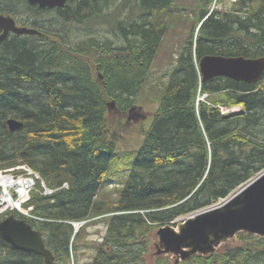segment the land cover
<instances>
[{"label":"trees","instance_id":"trees-1","mask_svg":"<svg viewBox=\"0 0 264 264\" xmlns=\"http://www.w3.org/2000/svg\"><path fill=\"white\" fill-rule=\"evenodd\" d=\"M8 1L0 0V12L13 17L17 4L36 14L50 11L24 0L14 9ZM116 2L129 9L116 25L120 43L91 38L70 44L55 34L43 43L34 34L0 42V169L25 163L53 190L44 195L38 185L31 194L28 204L39 219L9 214L40 231L54 256L46 263L0 239V264H70L82 244L90 247V219L102 215L107 232L92 243L91 264H139L159 225L216 205L264 171V72L256 82H204L197 68L207 54L264 56V0H235L226 12L199 11L196 37L183 42L151 127L134 148L119 146L126 113L149 82L165 36L166 22L156 25L155 15L173 0H70L55 12L88 24ZM198 93L208 99L197 101ZM228 106L240 111L223 113L220 107ZM10 117L22 128L10 131ZM114 182L121 185L110 188ZM80 221L74 233L71 222ZM235 238L178 264H264V236L240 231ZM161 256L155 264H171Z\"/></svg>","mask_w":264,"mask_h":264},{"label":"rangeland","instance_id":"rangeland-1","mask_svg":"<svg viewBox=\"0 0 264 264\" xmlns=\"http://www.w3.org/2000/svg\"><path fill=\"white\" fill-rule=\"evenodd\" d=\"M15 1L16 0H11V7H14V9ZM7 3L11 4L10 0ZM22 3L24 5L23 1ZM232 3L233 1L231 0H217L216 2H214V0H211V2L207 5L204 0H173L171 5L167 9L155 15L154 23L156 25L164 24V22H166L165 36L160 43L153 64L151 66L149 82L141 89L136 97L135 103L133 104L141 106V108H136L132 111V115L135 118L138 117L137 114H145L146 118L143 120L131 119L129 121L128 110V112L126 113L127 132L123 133L122 135V139L119 143L120 148H134L144 132L150 129L154 113L158 106V95L160 92V88L165 82L168 81L169 71L174 67L176 63V58L181 51L182 44L187 38H189V35H192L193 39H195L196 37L198 30L197 20L199 11L201 9H207V14L213 12H226L231 10ZM16 6L19 13L15 18H18L21 21H25V25L22 26L37 29L38 35H35L33 40L38 43H43L44 41L46 42L48 40L51 41L52 38H55L53 34L57 35L56 38L59 39L60 37L64 39L66 43L70 44L80 41H87L91 38L98 39L99 41L109 40L118 43L120 39L118 36V31L116 30V25L119 20H126L127 14L129 12V9L121 8L120 3L116 2L106 11V13H103L104 16L98 18L97 20H94V23L82 24L73 21H64L59 18L58 14L54 10L44 11L41 12V14H36L32 13L30 10H27L25 7L22 8L23 6H20L18 4ZM137 12L138 11L136 10L134 14H136ZM196 25L197 27L195 28ZM193 60L196 63L197 57L194 54ZM207 97V94L198 93L197 101H205L206 99H208ZM220 108L223 113H235L240 111L239 106H228ZM115 109L116 107H113L110 111H113ZM127 172V170L121 171L119 175H124ZM38 176L40 183L37 184V190L38 185L43 190V187L41 185H44L45 187L46 185L39 174ZM119 185L121 184L114 182L110 186V188ZM46 188L49 189L48 187ZM112 193H114V191H112ZM27 206L31 205L27 204ZM102 216L90 219L91 223L85 231V241L90 247L87 248L84 246V244H82L81 247L77 250L74 258H71L70 264H91V261L95 254V251L93 248H91V245L95 241H101L103 236L107 232V223L104 217L105 215ZM188 216L189 215L181 216L175 218L172 221H167L159 225V227L152 232L149 239L148 248L142 252L139 259V264H155L157 255H162L161 257L167 258L171 264H178L180 261H182L177 255L160 252V249H162V245L159 241L157 231L160 227L163 226H171L172 228L177 230ZM84 222L85 221L74 223L84 224ZM235 235L223 241L222 243L235 242Z\"/></svg>","mask_w":264,"mask_h":264},{"label":"water","instance_id":"water-1","mask_svg":"<svg viewBox=\"0 0 264 264\" xmlns=\"http://www.w3.org/2000/svg\"><path fill=\"white\" fill-rule=\"evenodd\" d=\"M69 0H27L40 8L64 7ZM0 42L10 32L15 34H33L36 29L17 26L13 17L0 13ZM202 81L216 77L230 78L235 81L256 82L264 72V56L247 58L244 56H223L207 54L198 62ZM102 78V74H98ZM114 100L107 103L108 110L114 107ZM141 106L133 105L129 109L128 120H143L145 114L132 111ZM6 124L10 131H17L23 122L10 117ZM78 229H75V232ZM240 231L264 236V171L252 178L223 203L208 207L189 216L176 230L171 226L160 227L157 231L162 245L160 252L170 253L186 260L195 254L212 252L223 241ZM0 239L13 249L32 252L43 257L46 263L54 260L51 251L46 248L40 231L35 230L25 219L10 214L0 219Z\"/></svg>","mask_w":264,"mask_h":264},{"label":"built area","instance_id":"built-area-1","mask_svg":"<svg viewBox=\"0 0 264 264\" xmlns=\"http://www.w3.org/2000/svg\"><path fill=\"white\" fill-rule=\"evenodd\" d=\"M38 183L37 172L27 164L20 163L8 169H0V216L8 211H17L29 218L38 219L32 214L33 207L25 206L31 194L37 190ZM41 186L44 194L52 192L44 185ZM62 187H67V184L64 183Z\"/></svg>","mask_w":264,"mask_h":264},{"label":"flooded vegetation","instance_id":"flooded-vegetation-1","mask_svg":"<svg viewBox=\"0 0 264 264\" xmlns=\"http://www.w3.org/2000/svg\"><path fill=\"white\" fill-rule=\"evenodd\" d=\"M28 5H31V4H29L28 2H27V0H24ZM70 1V0H69ZM10 3L12 4V2H11V0H10ZM12 6V5H11ZM31 6H33V7H37V8H39V9H43V10H54L55 11V9L56 8H59V7H54V8H47V7H45V8H40L38 5H31ZM61 8H63V7H61ZM1 14H4V15H9V16H11V14H9V13H3V12H0ZM12 17V16H11ZM14 18V20H15V23H16V25L17 26H22V25H25V24H22V22H24L25 23V21H19L17 18H15V17H13ZM33 25V24H32ZM36 31H37V29H36ZM2 32V30L0 29V33ZM12 34H15V33H12V32H10L9 34H8V36L7 37H9L10 35H12ZM34 35H38V31L36 32V33H33ZM21 35V34H20ZM28 35V34H27Z\"/></svg>","mask_w":264,"mask_h":264}]
</instances>
